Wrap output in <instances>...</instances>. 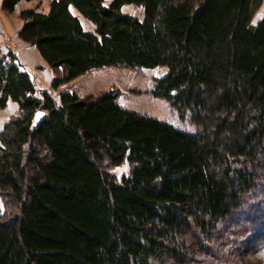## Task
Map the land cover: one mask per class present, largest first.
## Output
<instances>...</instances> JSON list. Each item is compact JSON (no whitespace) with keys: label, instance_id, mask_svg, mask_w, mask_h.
<instances>
[{"label":"trees","instance_id":"1","mask_svg":"<svg viewBox=\"0 0 264 264\" xmlns=\"http://www.w3.org/2000/svg\"><path fill=\"white\" fill-rule=\"evenodd\" d=\"M22 1L41 0L3 9ZM262 4L51 0L21 11L19 37L54 71L52 89L105 67H167L153 94L197 132L112 92L39 93L0 50V108L19 107L0 130V264H205L248 241L249 264H264ZM126 163L120 178L104 169Z\"/></svg>","mask_w":264,"mask_h":264},{"label":"rangeland","instance_id":"2","mask_svg":"<svg viewBox=\"0 0 264 264\" xmlns=\"http://www.w3.org/2000/svg\"><path fill=\"white\" fill-rule=\"evenodd\" d=\"M47 0L41 3L42 9L46 8ZM125 11L137 16H143V10L135 6H126ZM264 15V0L260 9L257 11L253 24H257ZM90 29L91 27L87 25ZM14 45V44H13ZM37 49V48H36ZM39 51V50H38ZM40 75L37 85L40 90H48L55 97H59L60 91L69 90L78 94L80 97L99 96L104 92L115 93L118 97L119 103L129 109L136 110L140 113L156 117L160 120L167 121L176 127L195 133L197 127L192 122L191 118H183L180 113L172 106V104L164 99L154 96L153 90L157 79L164 77L168 72L167 67H159L154 69L148 68H116L105 67L93 70L76 80L63 85L58 90L51 88V82L44 77L45 68H36ZM51 70V69H50ZM53 79L55 73L51 70ZM43 76V78H41ZM36 79H38L36 77ZM47 82V83H46ZM10 106L9 108H0V130L4 125L14 116L18 114L19 107ZM104 169L113 173L118 178L130 172V165L124 164L121 167L109 168L105 164ZM9 203H4L0 196V212H5L9 208ZM264 213V212H263ZM231 250H227L226 254ZM250 251L249 241L242 245V251L232 255L231 253L221 259H212L205 264H249L248 253Z\"/></svg>","mask_w":264,"mask_h":264},{"label":"crops","instance_id":"3","mask_svg":"<svg viewBox=\"0 0 264 264\" xmlns=\"http://www.w3.org/2000/svg\"><path fill=\"white\" fill-rule=\"evenodd\" d=\"M43 1L44 0L31 2L22 1L18 5L16 11L10 14L4 11L3 9L4 0H0V50H12L17 54L24 68L32 76L39 93L41 92V90L37 85V80L39 81L41 74H38L36 68L39 67L46 69L44 77L48 78L47 80L49 81V83H52L53 81V74L52 72H50L52 68L42 57V55L40 54L38 49H36L35 46L26 43L19 37V32L23 27L24 23L23 20L20 18L21 11L29 8L39 7V10L46 12L49 10L51 0H47L45 9H42L41 7V3ZM88 25L91 27L90 29H92V26L90 24ZM36 77L38 79H36ZM41 78H43V76ZM42 91H46V89ZM14 105L18 107L17 103L11 101L8 104L7 108H9L10 106L15 107Z\"/></svg>","mask_w":264,"mask_h":264},{"label":"water","instance_id":"4","mask_svg":"<svg viewBox=\"0 0 264 264\" xmlns=\"http://www.w3.org/2000/svg\"><path fill=\"white\" fill-rule=\"evenodd\" d=\"M44 111H39L38 113H37V115H36V122L37 123H39V122H41V120H42V118H43V116H44Z\"/></svg>","mask_w":264,"mask_h":264}]
</instances>
